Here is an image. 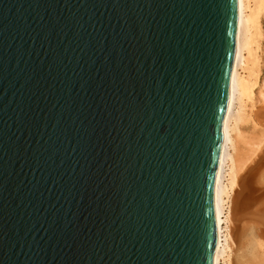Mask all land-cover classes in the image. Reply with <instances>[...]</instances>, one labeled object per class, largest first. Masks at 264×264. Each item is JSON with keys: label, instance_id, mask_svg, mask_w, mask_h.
<instances>
[{"label": "water", "instance_id": "obj_1", "mask_svg": "<svg viewBox=\"0 0 264 264\" xmlns=\"http://www.w3.org/2000/svg\"><path fill=\"white\" fill-rule=\"evenodd\" d=\"M237 0H0V264H212Z\"/></svg>", "mask_w": 264, "mask_h": 264}, {"label": "bare ground", "instance_id": "obj_2", "mask_svg": "<svg viewBox=\"0 0 264 264\" xmlns=\"http://www.w3.org/2000/svg\"><path fill=\"white\" fill-rule=\"evenodd\" d=\"M258 177L264 178V0H237L229 97L214 180L212 264H249L251 256H259L250 255L252 248L264 247V179L259 182ZM246 217L261 222V236L251 230L247 245L239 240L238 229Z\"/></svg>", "mask_w": 264, "mask_h": 264}, {"label": "rangeland", "instance_id": "obj_3", "mask_svg": "<svg viewBox=\"0 0 264 264\" xmlns=\"http://www.w3.org/2000/svg\"><path fill=\"white\" fill-rule=\"evenodd\" d=\"M258 179H260L259 177H258ZM262 179V178H261ZM260 179V181L259 182H261L262 180ZM257 181V182H258ZM258 182V183H259ZM262 184H264V180H263V182H261ZM263 188H264V186H263ZM264 198V197H263ZM252 223V226L253 227H255V229L258 227V233H256L257 231L255 230V229H253V228H251L252 226L250 225ZM250 225V226H249ZM259 225L261 226V222H259V221H257L256 219H252V217H246V218H244V219H242L241 220V222H240V225H239V227H238V229H240V237L242 238V239H239V240H245V244L247 245L248 244V239H250L252 236H251V234H253V232L256 234V235H260V231H261V228L259 227ZM248 227H250V228H248ZM245 229V230H244ZM251 230H253V232H251ZM256 231V232H255ZM247 235V236H246ZM250 235V236H249ZM254 235V234H253ZM244 236H246L245 238H244ZM261 236V235H260ZM264 238V237H263ZM256 240V239H255ZM258 241V240H257ZM254 245H257V242L255 241V244ZM253 245V246H254ZM258 246V247H257ZM257 246H254L253 248H252V250H251V253L252 254H250V255H254V254H256V255H259V256H256V258H255V255H254V258L251 256L250 257V259L248 260L249 262V264H264V255H262V254H264L263 252H264V247H262V246H260V245H257ZM257 248V250H255L256 248ZM259 247H261V248H259ZM253 249H254V251H253ZM263 250V252H261ZM241 252H242V250H240ZM240 251H238L237 252V254L239 253H241ZM261 252V253H260ZM262 255V256H261ZM252 259H253V261H252Z\"/></svg>", "mask_w": 264, "mask_h": 264}]
</instances>
